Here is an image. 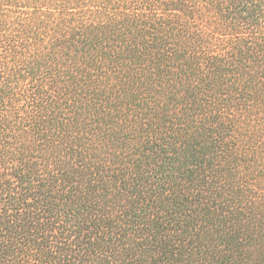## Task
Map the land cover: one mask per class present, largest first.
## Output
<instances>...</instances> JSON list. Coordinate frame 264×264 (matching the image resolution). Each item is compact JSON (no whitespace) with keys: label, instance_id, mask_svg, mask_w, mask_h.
Returning <instances> with one entry per match:
<instances>
[{"label":"trees","instance_id":"trees-1","mask_svg":"<svg viewBox=\"0 0 264 264\" xmlns=\"http://www.w3.org/2000/svg\"><path fill=\"white\" fill-rule=\"evenodd\" d=\"M0 264H264V0H0Z\"/></svg>","mask_w":264,"mask_h":264}]
</instances>
